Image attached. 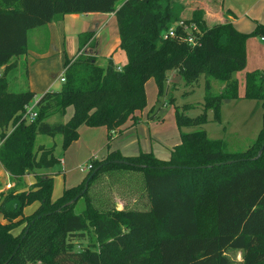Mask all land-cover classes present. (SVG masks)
Here are the masks:
<instances>
[{"label": "trees", "instance_id": "trees-1", "mask_svg": "<svg viewBox=\"0 0 264 264\" xmlns=\"http://www.w3.org/2000/svg\"><path fill=\"white\" fill-rule=\"evenodd\" d=\"M172 0H0V66L28 53L29 33L68 14L114 13L120 48L128 63L118 70L109 60L106 67L95 56L81 53L66 57L61 91L47 92L38 101V117L22 120L25 107L36 94L11 92L0 76V164L20 187L26 175L35 182L21 192L2 196L0 202V264H234L229 252H241V264H264V129L244 152L230 151L227 142L207 137L206 131L181 133L180 144L169 160L153 153L125 157L112 150L91 161L92 170L83 183L65 189L53 199L54 179L41 172L58 159L52 147L36 149L38 135L63 136L64 146L78 140L79 128L106 126L110 134L146 105L147 82L155 79L163 92L166 74L175 70L187 85L207 77L205 112L196 118L177 114L181 127L208 122L207 110L219 119L224 99H240L235 73L247 66L246 44L250 37L264 39V24L252 34L238 32L232 23L207 26L203 12L196 11L186 24L196 23L200 44L191 46L181 37L164 40L162 34L174 22ZM93 33L79 37L80 53ZM93 45V42L90 43ZM225 83L215 95L212 80ZM257 101L264 110V70L245 74L243 97ZM58 111L66 124H50L45 117ZM10 126L15 128L8 133ZM125 162V163H120ZM174 166V169L167 167ZM139 174L145 208L104 209L95 199L101 182L119 179L124 173ZM205 176L213 197L214 218L208 229L199 217L196 179ZM116 181V180H115ZM93 191V195H92ZM96 194H95V193ZM78 200L67 205L75 198ZM99 199V198H98ZM84 201L86 208L76 213ZM99 202L101 200L99 199ZM37 204L35 211L24 209ZM148 206V207H147ZM19 234L15 231L20 229ZM88 246L77 244L87 237ZM79 248V249H77Z\"/></svg>", "mask_w": 264, "mask_h": 264}, {"label": "rangeland", "instance_id": "rangeland-1", "mask_svg": "<svg viewBox=\"0 0 264 264\" xmlns=\"http://www.w3.org/2000/svg\"><path fill=\"white\" fill-rule=\"evenodd\" d=\"M260 0H225V10L231 11L236 17L233 27L240 33L252 34L258 24H264V8L262 11L259 8ZM172 4V3H171ZM172 13V12H171ZM84 18V17H83ZM172 22L169 27H175L178 20ZM208 26V25H207ZM85 27V26H84ZM99 27V26H98ZM98 27L86 28L83 31H94ZM48 28V27H47ZM46 26L34 29L29 33V53L31 58H35L36 53L44 51L51 45V35ZM81 31V30H80ZM84 33V32H83ZM117 33V25L115 21L109 23L106 29L99 35L97 43L92 49L97 53V63L101 67H105L109 61L104 51L105 47L111 44L114 35ZM80 37V36H79ZM79 43V41H78ZM79 44L73 39L69 46L67 44V53L70 57L76 54ZM63 47V46H62ZM86 47L76 56L81 53H86ZM88 51V50H87ZM90 52V50H89ZM247 52V66L243 71L235 73V78L238 80L240 99L231 100L224 99L221 102L219 116L216 118L214 110H207L208 122L203 125H196L190 127H179L177 124V114H184L190 118H196L203 114L206 102V81L207 77L201 75L199 80L194 85H187L184 79L175 70H170L166 74L164 81L163 92H159V87L155 79L147 82L146 89V105L142 111L135 114L136 120L128 118L122 125L120 130L122 134H110L106 126L90 128L86 125H81L79 128L78 140L71 143L68 147L64 146L63 136L56 135L55 137L38 135L36 141V149L40 146L52 147L54 155L59 160L58 163L49 170H42L43 173L51 174L54 179L53 185V199L58 200L65 189L82 184L84 178L90 172L88 164L94 159H101L105 157L109 151L116 150L123 156H134L142 153H153L157 158L169 160L171 158L172 150L180 144L181 133H191L197 131H206L208 138L213 140H223L227 142L230 151L244 152L248 150L253 143H255L261 131L264 129V110L261 105L254 100H247L242 98L245 92V74L251 71L264 70V42L259 37H250L246 44ZM56 57V56H55ZM18 60L20 66L18 69H11L8 71L6 78L9 81V90L11 92H20L24 90L23 85L27 84L28 65L26 56L14 58ZM66 59V58H65ZM75 59V58H74ZM29 61V60H28ZM58 65V64H57ZM3 66H0V74L4 75ZM122 68V67H120ZM63 65L55 71V78L62 72ZM66 71V70H65ZM65 71L61 76L64 75ZM60 80V78H58ZM57 80L56 87L61 89L64 85ZM225 83L219 80H212V90L215 95L223 94ZM56 89V88H55ZM61 91V90H59ZM30 104L34 107L37 100ZM66 116H62L60 112L54 111L45 117V121L50 124L64 123ZM69 115V117H70ZM134 116V117H135ZM68 119L67 121H69ZM15 128L10 126L8 133ZM85 170V171H83ZM31 175V182H35V175ZM23 178L20 187L13 183L2 194L8 196L9 194L21 192L29 185L24 183L27 176ZM116 180V181H115ZM139 174L127 172L119 179H110L101 182L100 189H98L97 196H92L95 199L96 206L99 208L103 204L104 209L115 207L117 210H122L128 205L133 206L134 200H137V205L141 209L147 205V198L142 193V182ZM205 176L196 179L195 188L198 192L199 198V217L203 229L210 228L214 218L212 209L213 197L211 194L212 188L208 189ZM95 193V192H94ZM96 194V193H95ZM93 195V191H92ZM101 202H99V199ZM2 199V197H1ZM36 205L32 204L24 209V215L27 217L31 215ZM148 207V206H147ZM86 205L84 201H80L75 208L76 213H81L85 210ZM0 212V218H1ZM21 228L15 233L19 234ZM90 238L87 237L81 240L77 245L81 247L88 246ZM79 249V248H77ZM234 264H241L243 261L241 252H229Z\"/></svg>", "mask_w": 264, "mask_h": 264}, {"label": "crops", "instance_id": "crops-1", "mask_svg": "<svg viewBox=\"0 0 264 264\" xmlns=\"http://www.w3.org/2000/svg\"><path fill=\"white\" fill-rule=\"evenodd\" d=\"M224 2L225 0H172L171 11L175 17V20L178 21L192 19L194 12L201 11L203 12V20L209 27H212L213 25L216 24H224V23L233 24L236 20V17H234L230 9L227 11L225 10ZM259 8L262 11V9L264 8V0L259 1ZM113 21H115L117 25V33L116 35H114L111 44L107 45L104 51L106 52V56L109 57L108 61L112 60L117 67H124L128 63V58L125 51L120 48L121 41L119 36L118 24L114 13L68 14L65 15L63 18L54 20L53 22L46 25V28L48 27L47 29L51 35L50 47H48L44 51H39L38 53H36L35 58H31L27 55L29 53V48H28V53L24 55L26 56L25 61H27L26 63L28 65L27 66L28 80H27V84L23 85V88H25L24 90H30L34 92L36 94L35 96L36 99H38V96L42 97L47 92H58L59 90H61L62 88L58 89V87H56V84L58 83L57 82V80H59L58 78H60L62 73L66 70L64 67L65 58L66 57L70 59L76 58L79 49V45H77L78 49L76 54L70 57L67 53L68 52L67 49H65V47L67 48V44H69L70 46L71 43L73 42V39L77 42V44H79L78 43L79 36L83 32L84 33L91 32L93 33V37L90 40V42L85 46L86 49L88 50V51L86 50V52L89 55L95 56L97 58V53L92 48L96 45H99L97 43V39L99 38V35L106 29L107 25H109V23ZM91 27L92 28L98 27V29L94 31H83V30H87L86 28L90 29ZM92 42L93 45H90V43ZM14 58H18V57H14ZM14 58L10 60L8 65L3 66L4 71L6 66H10V70L16 68L18 69L20 63L18 60H15ZM247 62H248V58H247ZM61 65H63L62 72L59 73L55 78H53V76L55 75V71L59 69V66L61 67ZM38 101L39 100H37V102ZM69 115L65 118L64 123H67L68 122L67 120L70 119ZM132 120L135 121L136 116ZM114 133L116 135L117 134L121 135L122 131L119 128ZM116 151H118V149H116ZM125 157H132V156H125ZM161 160H166V159H161ZM30 179H31V175L27 176L24 180V183L29 185V187L33 184V182L29 183L32 181ZM11 184H12V180L10 175L3 169V167L0 164V202L2 200L1 199L2 194L8 189V187ZM35 205L37 206V204Z\"/></svg>", "mask_w": 264, "mask_h": 264}, {"label": "built area", "instance_id": "built-area-1", "mask_svg": "<svg viewBox=\"0 0 264 264\" xmlns=\"http://www.w3.org/2000/svg\"><path fill=\"white\" fill-rule=\"evenodd\" d=\"M182 30L185 34V37H181L184 41H186L189 45L195 47L200 44L202 32L197 26L196 23L186 24L183 20H180L177 22V25L175 27H169L164 31L162 34V38L164 40H170L175 39L179 37L178 31ZM264 41V39H262ZM118 70L120 71L121 68L118 67ZM1 76V74H0ZM60 81L62 83L65 82L64 75L60 77ZM38 102L34 105V107H31L30 104L25 107V113L23 115L22 120H25L27 122H33L38 117V108H37ZM92 164H88L89 171L92 170ZM85 171V170H83Z\"/></svg>", "mask_w": 264, "mask_h": 264}, {"label": "water", "instance_id": "water-1", "mask_svg": "<svg viewBox=\"0 0 264 264\" xmlns=\"http://www.w3.org/2000/svg\"><path fill=\"white\" fill-rule=\"evenodd\" d=\"M263 150H264V146H262V148L260 149V151H259V153H258L256 159H258V158L261 157V155H262V153H263ZM120 163H125V162H120ZM174 168H175L174 166L167 167V169H174ZM79 197H80V196H78L77 198H75L73 201L69 202L67 205H68V206H69V205H72L73 203H75V202L78 200Z\"/></svg>", "mask_w": 264, "mask_h": 264}]
</instances>
